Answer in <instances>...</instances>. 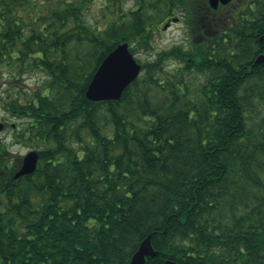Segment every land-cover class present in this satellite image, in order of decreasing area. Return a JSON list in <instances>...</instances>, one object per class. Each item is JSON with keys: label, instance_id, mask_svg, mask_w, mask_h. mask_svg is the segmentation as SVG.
<instances>
[{"label": "trees", "instance_id": "16d2710c", "mask_svg": "<svg viewBox=\"0 0 264 264\" xmlns=\"http://www.w3.org/2000/svg\"><path fill=\"white\" fill-rule=\"evenodd\" d=\"M124 1L0 0V73L44 76L2 101L40 160L15 178L0 140V264H128L149 235L146 264H264V0ZM125 42L140 76L90 100Z\"/></svg>", "mask_w": 264, "mask_h": 264}, {"label": "water", "instance_id": "95a60500", "mask_svg": "<svg viewBox=\"0 0 264 264\" xmlns=\"http://www.w3.org/2000/svg\"><path fill=\"white\" fill-rule=\"evenodd\" d=\"M230 1L232 0H209L210 5L214 8H218L220 3L227 4ZM262 62H264V53L260 54L256 59V63ZM141 72L142 64L130 50L129 43H121L103 59L97 68L87 88L86 96L94 101L118 100L122 97L127 86L134 82L140 76ZM39 160L40 154L36 150H30L23 157V162L14 177L18 178L35 172ZM151 238L152 235H149L141 243L128 264H146L147 257H154L159 253L153 247ZM165 264L178 263L174 260H167Z\"/></svg>", "mask_w": 264, "mask_h": 264}, {"label": "rangeland", "instance_id": "374dc122", "mask_svg": "<svg viewBox=\"0 0 264 264\" xmlns=\"http://www.w3.org/2000/svg\"><path fill=\"white\" fill-rule=\"evenodd\" d=\"M124 3L125 6L129 8L134 4V0H125ZM99 6V3H97L95 10H98ZM183 17L184 13L179 11L178 14L173 17V19L168 20L165 24H163L164 28L162 33L156 39V47L158 49L169 47L174 43L182 42L186 39L187 27L183 21ZM177 18H179V21L173 22L175 19L177 20ZM135 56L142 60L146 59L145 54L143 53H136ZM43 80L44 76H42L40 73L30 74L18 80H13L12 75L8 72L4 74L0 73V104H2V106L0 105V116L5 115L10 123L8 129L0 132V140H4V143L7 144L13 161L16 157H24L30 150H36L37 146L28 145L25 142L19 143L13 139V129L16 128L17 124L21 123L22 120L12 116L10 113H8V111H4V106L2 103L3 98L8 95L11 96L16 90L18 91V86L23 87L25 90L32 88L35 89L43 82Z\"/></svg>", "mask_w": 264, "mask_h": 264}, {"label": "flooded vegetation", "instance_id": "af4514ba", "mask_svg": "<svg viewBox=\"0 0 264 264\" xmlns=\"http://www.w3.org/2000/svg\"><path fill=\"white\" fill-rule=\"evenodd\" d=\"M182 19V18H181ZM179 21V19L177 20V22ZM183 21L185 22V25H186V27L188 28V26H187V24H186V21H185V15H184V17H183ZM1 106H2V104H0ZM3 109H4V107H3ZM4 111L6 112V110L4 109ZM9 113V112H8ZM0 126H1V128H0V132H2V131H5L6 129H8V127H9V125H10V123H9V121H8V119L6 118V116L4 115V116H0ZM1 142L2 143H4V140H1Z\"/></svg>", "mask_w": 264, "mask_h": 264}]
</instances>
